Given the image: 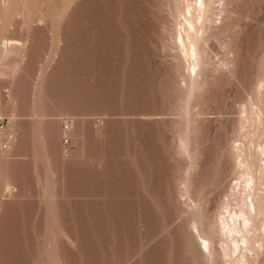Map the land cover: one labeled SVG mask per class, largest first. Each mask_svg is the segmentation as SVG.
<instances>
[{
  "label": "rangeland",
  "instance_id": "374dc122",
  "mask_svg": "<svg viewBox=\"0 0 264 264\" xmlns=\"http://www.w3.org/2000/svg\"><path fill=\"white\" fill-rule=\"evenodd\" d=\"M199 1L0 0L23 52L0 78V264L236 263L215 232L236 149L262 165L264 0H213L195 63Z\"/></svg>",
  "mask_w": 264,
  "mask_h": 264
},
{
  "label": "bare ground",
  "instance_id": "6f19581e",
  "mask_svg": "<svg viewBox=\"0 0 264 264\" xmlns=\"http://www.w3.org/2000/svg\"><path fill=\"white\" fill-rule=\"evenodd\" d=\"M1 1H2V4L1 2L0 4L1 6L5 7L6 9L5 13H6L7 6L5 5L7 4L9 6L11 0L9 1V4L8 2L5 4V0L4 1L1 0ZM31 1L33 2V0ZM202 1L203 0L199 1L198 8L197 6L195 9H193L194 7L193 8L190 7L189 9H186V12H185L187 13V18L185 17V21L188 24V28L186 29L185 27L184 36L187 39H189V42L192 45L191 48H193V50L190 49V52L192 51L193 56L195 57L194 59L195 63H198L201 60V58L204 59V57H201L203 53V46L199 45L198 42H201V44L202 43L206 44L207 37L206 38L202 37V35H204L205 32L207 33V31H209V28L211 27V25H213L214 22L217 20L215 18L218 15H220V13L223 12V8H221L222 9L221 11H218L220 9L218 8L215 9L214 7H212V5H214L218 1L208 0L209 1L208 4L203 3ZM4 7H1V10H3L2 8ZM224 14L222 16H224ZM219 28L220 27L218 26L216 29L219 30ZM220 31L222 32L221 28H220ZM199 34H201L200 37L198 36ZM182 38H180L181 46H185V44L182 41L183 40ZM178 41H179V38H178ZM180 42L176 44L178 45L180 44ZM204 46H207V45H204ZM20 47L21 45L19 46V44L15 42V40L14 41L6 40L0 43V78L1 79L3 77L11 76L15 73L17 69V65L15 63L9 64V60H15L16 58L17 59L19 58L18 56L22 52V50L20 52ZM183 48L184 47H182V49ZM188 54L189 52L186 55L188 56ZM262 94L264 95V93ZM258 102L263 104V107H264V97L260 96V99ZM259 110L261 109L259 108ZM260 114L264 117V110H261ZM236 151L240 153L239 156L241 157V160L238 162V166L239 168H241L243 176H241L240 178V183L235 184V187L233 188V191L231 193L232 199L229 200L228 202L226 201V204L224 207L225 213L222 214V218L220 219L219 224L216 227L217 232L215 233H217V236H219L223 240V244L225 247L223 246L224 247L223 248L221 246L219 249L221 250L220 252H222L224 258L227 257L231 259L232 255L234 256V254H238L240 255V257L236 260L235 264H255L257 260V256L259 255L260 249L264 247V189L262 188L263 190H261L260 188L262 186L264 187V147L263 145L262 147L260 145L258 147V150L257 149L256 151L254 150V153L257 155V158L259 157V159L262 162V165L261 166L259 165V167H257L253 163L247 162L246 156L243 155L244 150H242L241 148H237ZM254 166H256L257 168ZM255 173H258V175L256 176ZM236 188L237 190H235ZM230 201H233L236 204L235 208H238L234 212H230L231 210L230 211L228 210ZM202 244L204 245V248L206 250L211 249L209 248L211 244L208 242V240L207 242L204 240ZM215 252H219V251H215ZM259 263L264 264V260L259 261Z\"/></svg>",
  "mask_w": 264,
  "mask_h": 264
}]
</instances>
